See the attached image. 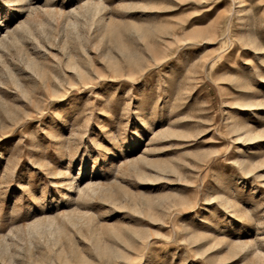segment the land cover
Here are the masks:
<instances>
[{
    "label": "rangeland",
    "instance_id": "1",
    "mask_svg": "<svg viewBox=\"0 0 264 264\" xmlns=\"http://www.w3.org/2000/svg\"><path fill=\"white\" fill-rule=\"evenodd\" d=\"M0 264H264V0H0Z\"/></svg>",
    "mask_w": 264,
    "mask_h": 264
}]
</instances>
